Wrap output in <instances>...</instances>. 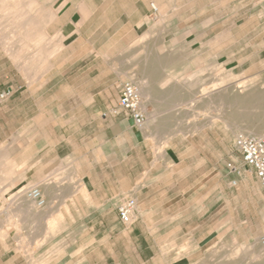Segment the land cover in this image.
<instances>
[{
  "label": "crops",
  "instance_id": "0c3cea01",
  "mask_svg": "<svg viewBox=\"0 0 264 264\" xmlns=\"http://www.w3.org/2000/svg\"><path fill=\"white\" fill-rule=\"evenodd\" d=\"M37 2L39 28L23 11L0 40V90L10 92L0 107V264H191L205 243V176L172 155L153 163L139 128L110 113L116 103L95 104L111 100L126 70L95 72L94 38L141 35L151 3L170 0ZM37 51L30 83L19 70ZM123 195L136 201L127 226Z\"/></svg>",
  "mask_w": 264,
  "mask_h": 264
},
{
  "label": "rangeland",
  "instance_id": "374dc122",
  "mask_svg": "<svg viewBox=\"0 0 264 264\" xmlns=\"http://www.w3.org/2000/svg\"><path fill=\"white\" fill-rule=\"evenodd\" d=\"M170 2L172 5L167 2L163 10L155 4L158 12L147 19L139 36L94 38L101 50L94 54L95 72L109 78L113 71L125 69L132 77L126 75L121 80L138 86L134 72L147 52L155 55L158 51V63L153 60L148 65L156 70L152 77L157 79L153 83L158 87V121L154 131L147 132L142 125L137 132L142 134L141 141L147 144L144 150L153 163L165 164L172 155L178 159V168L189 176H205L206 213L198 229L205 243L191 264H217L230 245L254 248V240L264 243V186L234 149V139L241 131L232 132L213 116L219 113L223 100L224 113L235 119L237 92H250L246 101L250 106L252 100L248 99L256 96L251 93L264 90V0ZM17 18L0 11V40H7L1 36L9 33ZM30 18L38 29L37 16ZM34 42H30V51L42 46ZM42 55L31 53L30 68L19 70L30 83L37 82L40 72L36 66ZM113 60L115 65L107 63ZM162 71L176 78L174 89L167 91L168 79ZM109 89L111 100L96 105L117 103L119 83ZM155 108L156 103L145 109L150 112ZM233 166L240 174L231 171Z\"/></svg>",
  "mask_w": 264,
  "mask_h": 264
},
{
  "label": "bare ground",
  "instance_id": "6f19581e",
  "mask_svg": "<svg viewBox=\"0 0 264 264\" xmlns=\"http://www.w3.org/2000/svg\"><path fill=\"white\" fill-rule=\"evenodd\" d=\"M36 2H37L36 0H0V11L13 17L15 16L18 17L19 15L26 13H29L31 17H34L39 14V9H40V8L38 9L35 6L37 5ZM23 4L28 5L26 6L29 8V12L24 10ZM23 11L26 13H24ZM22 18L23 17H21V19ZM27 24H29V22H27L26 25ZM19 25H21V23H19ZM29 27H31L32 29V25ZM159 58L160 57L158 55V51L156 52L155 55H153L151 51L147 52V54L141 60V64L138 68L139 70L135 71L133 74V76L136 79L135 82L138 84L137 88L141 94L143 106L146 108L148 104H152L154 106V104L156 103V108L151 110L150 112H147V119L143 124V129L147 132L152 131L158 121V113H157L158 107L156 102L157 96H154V93L157 92L158 87L156 86V83H153V81L151 80L153 78L152 75L155 68L154 69L149 68L148 65L153 63V60H155L156 63H158V61L160 60ZM112 62L114 63L116 62V60H113ZM162 72H164L163 73L164 79L165 80L168 79L166 83L168 85V87L166 88L167 91H169L170 89H174L173 85L177 84L176 78L173 77V74L171 72H166V71H162ZM126 75L130 76L132 75V73L126 72ZM133 84L135 85V83ZM255 91L256 93H251V94H256L255 98L248 99V100H252L250 102L251 103L250 106L249 104L246 103L248 98L247 96L250 95V92L247 93L245 90H239L237 92L234 100L235 119H233L232 114L224 113L225 108L223 107L225 105V102L223 100L221 101L222 104L220 105V109L218 111L219 113H216L213 116L222 120L223 123L232 132H236L239 129L241 131V135L264 139V107H263L264 90H255ZM224 94H226V91H224ZM229 102L230 101L227 100V103ZM246 105L248 108L243 112L240 111V109ZM167 140L168 139H165L163 143H165ZM233 245L229 246L228 251L225 252L224 254V258H220V260L217 261V264H264V243L261 244L257 240H254V245H253L255 246L254 248H249L248 246L243 244H236L234 246Z\"/></svg>",
  "mask_w": 264,
  "mask_h": 264
},
{
  "label": "built area",
  "instance_id": "2783aa9c",
  "mask_svg": "<svg viewBox=\"0 0 264 264\" xmlns=\"http://www.w3.org/2000/svg\"><path fill=\"white\" fill-rule=\"evenodd\" d=\"M154 14L157 8L151 3ZM8 90H0V107L9 97ZM112 114L124 115L135 128H141L147 118V111L142 103L141 94L136 85L132 82H124L119 87V96L116 106L110 110ZM105 116V114H103ZM234 149L239 154L245 166L253 170L256 178L264 186V139L237 135L233 143ZM231 171L240 174V171L233 166ZM233 185L236 181L233 180ZM32 196H37L36 190L32 191ZM120 222L127 226L136 220V201L131 196L121 197L116 206Z\"/></svg>",
  "mask_w": 264,
  "mask_h": 264
}]
</instances>
